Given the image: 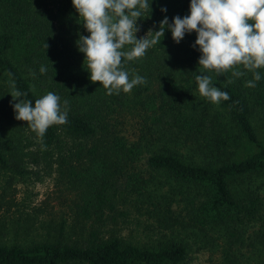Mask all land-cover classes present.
<instances>
[{
  "label": "trees",
  "instance_id": "16d2710c",
  "mask_svg": "<svg viewBox=\"0 0 264 264\" xmlns=\"http://www.w3.org/2000/svg\"><path fill=\"white\" fill-rule=\"evenodd\" d=\"M58 2L57 16L37 0H0V168L19 173L23 162L55 165L63 191L73 192L64 199L72 200L68 207L82 237L67 239L64 218L48 220L43 239L0 241V264H184L189 246L181 235L207 227L223 230L219 264H264V194L256 179L264 174V139L255 122L264 123V68L255 87L246 86L253 74L242 67L244 76H217L198 65L195 31L176 43L165 28L143 58L124 61L146 83L108 95L90 80L78 50L79 35L89 33L72 0ZM149 3L145 15L155 31L165 16L171 23L189 15L190 0ZM201 73L229 94L221 110L196 92ZM10 81L33 104L48 92L61 104L67 100V123L38 137L15 119ZM182 151L200 160L186 161ZM131 210L151 222L156 244L102 235L125 223Z\"/></svg>",
  "mask_w": 264,
  "mask_h": 264
},
{
  "label": "clouds",
  "instance_id": "9594fccd",
  "mask_svg": "<svg viewBox=\"0 0 264 264\" xmlns=\"http://www.w3.org/2000/svg\"><path fill=\"white\" fill-rule=\"evenodd\" d=\"M72 5L89 33L79 35L78 50L84 54L90 80L99 81L108 95L130 93L146 83L145 77L126 70L124 61L143 58L148 49L160 43L165 28L176 43L186 33L196 32L192 47H199L198 65L204 70L215 71L217 76L231 71L234 77H241L246 74L238 70L242 67L253 74L247 87H255L261 79L258 70L264 68V0H190L189 15H176L171 23L165 16L159 30L149 29L140 38L136 36L140 30L137 21L149 16L145 15L151 9L149 0H72ZM128 45L130 49H126ZM39 71L44 74L47 68L41 66ZM195 81L200 95L212 103L230 99L213 84L210 75H195ZM10 87L15 119L27 122L38 137H43L49 126L67 123V100L61 104L59 95L48 92L33 104L23 98L27 93L17 90L14 81H10Z\"/></svg>",
  "mask_w": 264,
  "mask_h": 264
},
{
  "label": "rangeland",
  "instance_id": "374dc122",
  "mask_svg": "<svg viewBox=\"0 0 264 264\" xmlns=\"http://www.w3.org/2000/svg\"><path fill=\"white\" fill-rule=\"evenodd\" d=\"M37 2H43L52 9L53 14H59L58 0H37ZM75 17H79V13ZM137 24L140 28L136 33L137 38L145 36L149 29L153 31L156 29L154 20L149 17L138 19ZM81 25L82 31L86 32L83 23ZM130 47L126 46V49ZM212 82L215 84L213 80ZM196 92L199 93L198 89ZM207 102L212 105V109L221 110L219 104L209 100ZM255 122L260 128V136L264 139V123L262 122L261 127L259 121ZM182 152L186 161L200 160L199 156L192 155L193 153L189 151ZM23 165L25 167L19 173L10 168H0V241L6 244L31 243L43 239L48 220L58 223L62 218L66 220L67 239H81L82 230L74 223L72 212L68 207L72 200L64 199L66 194L68 198H72L73 192L63 191L65 186L59 180L55 165L46 167L43 164L38 168L27 162H23ZM256 179L259 183L262 182L260 193L264 194V174ZM161 180L165 182L166 188L169 183L168 179L161 177ZM233 187L234 190L238 188L237 185ZM126 220L125 223L118 224L112 230L105 229L102 235L107 238L112 233H116L117 236L129 242L150 246L156 244L157 235L152 226L149 228L151 222L146 219V216H141L135 210H131ZM18 222L22 228L19 227ZM30 223H32L31 226ZM222 233L223 230L220 227H207L202 231L183 233L181 237L189 246V258L184 264H219L225 239Z\"/></svg>",
  "mask_w": 264,
  "mask_h": 264
}]
</instances>
